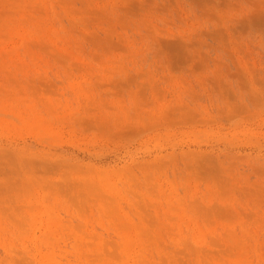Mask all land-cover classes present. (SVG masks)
I'll use <instances>...</instances> for the list:
<instances>
[{
    "label": "rangeland",
    "instance_id": "1",
    "mask_svg": "<svg viewBox=\"0 0 264 264\" xmlns=\"http://www.w3.org/2000/svg\"><path fill=\"white\" fill-rule=\"evenodd\" d=\"M262 84L264 0H0V264H264Z\"/></svg>",
    "mask_w": 264,
    "mask_h": 264
},
{
    "label": "snow or ice",
    "instance_id": "2",
    "mask_svg": "<svg viewBox=\"0 0 264 264\" xmlns=\"http://www.w3.org/2000/svg\"><path fill=\"white\" fill-rule=\"evenodd\" d=\"M253 95V93L250 91L246 95H241L238 96V98L233 102V105L235 107H239L240 105L244 103H250V97ZM260 96H261V101L262 104H264V84L261 85L260 87Z\"/></svg>",
    "mask_w": 264,
    "mask_h": 264
}]
</instances>
